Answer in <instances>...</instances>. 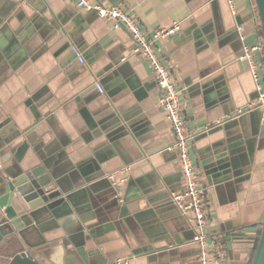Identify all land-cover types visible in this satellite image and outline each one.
I'll list each match as a JSON object with an SVG mask.
<instances>
[{
	"label": "crops",
	"instance_id": "obj_1",
	"mask_svg": "<svg viewBox=\"0 0 264 264\" xmlns=\"http://www.w3.org/2000/svg\"><path fill=\"white\" fill-rule=\"evenodd\" d=\"M90 1L122 5L147 32L180 21L155 46L180 90L211 253L214 237L223 243L213 264H249L264 214V124L238 59L253 41L248 1L231 0L234 11L228 0ZM112 24L75 0H0V171L42 165L64 188L25 240L57 241L65 264H199L171 200L184 178L154 73ZM126 165L112 185L105 173Z\"/></svg>",
	"mask_w": 264,
	"mask_h": 264
},
{
	"label": "built area",
	"instance_id": "obj_2",
	"mask_svg": "<svg viewBox=\"0 0 264 264\" xmlns=\"http://www.w3.org/2000/svg\"><path fill=\"white\" fill-rule=\"evenodd\" d=\"M247 1L254 35L253 41L243 46L238 59L246 61L252 75L256 95L250 106L259 109L260 123L264 124V38L255 0ZM228 2L232 11H234L233 3L231 0H228ZM75 4L81 8L94 9L99 16L112 20L114 28L124 27L129 32L133 42L131 51L139 55L154 73L159 90L156 103L171 123L174 136L173 147L178 155L180 170L184 178L183 188L172 192L171 200L179 213L193 228V240L200 251L199 264H213V254L220 261L224 257L222 241L218 237H214L216 245L212 247V253L207 242L205 199L201 187L200 172L192 156V135L188 130L180 90L172 78L170 68L164 63L155 46V41L158 38L178 33L181 28L180 21L174 20L167 26H159L154 31L147 32L141 27L134 15L122 5L111 4L105 6L90 0H75ZM71 50L78 61H84L76 44H71ZM97 86L100 91L103 90L101 85L97 84ZM130 168L129 165L121 166L118 171L106 172L105 177L112 185H118L126 180ZM113 263L125 264L126 260L119 259Z\"/></svg>",
	"mask_w": 264,
	"mask_h": 264
},
{
	"label": "water",
	"instance_id": "obj_3",
	"mask_svg": "<svg viewBox=\"0 0 264 264\" xmlns=\"http://www.w3.org/2000/svg\"><path fill=\"white\" fill-rule=\"evenodd\" d=\"M264 38V0H255ZM255 88V86H254ZM1 143V140H0ZM3 150H0V154ZM64 191L51 170L37 165L14 173L0 171V262L3 264H65L57 241L46 245L25 240L42 210L61 200ZM24 239V243L21 242ZM63 239V236L62 238ZM249 264H264V218Z\"/></svg>",
	"mask_w": 264,
	"mask_h": 264
},
{
	"label": "trees",
	"instance_id": "obj_4",
	"mask_svg": "<svg viewBox=\"0 0 264 264\" xmlns=\"http://www.w3.org/2000/svg\"><path fill=\"white\" fill-rule=\"evenodd\" d=\"M263 218H264V214H263L262 220H263ZM259 233H260V228L256 232V236H255V239H254V242H253V245H252V253H251V256H250L249 260H251V257L253 255V251H254V249L256 247V243H257V239H258Z\"/></svg>",
	"mask_w": 264,
	"mask_h": 264
}]
</instances>
